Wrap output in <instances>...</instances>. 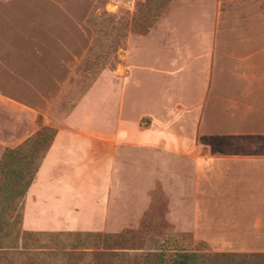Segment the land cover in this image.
Masks as SVG:
<instances>
[{
    "label": "crops",
    "instance_id": "obj_1",
    "mask_svg": "<svg viewBox=\"0 0 264 264\" xmlns=\"http://www.w3.org/2000/svg\"><path fill=\"white\" fill-rule=\"evenodd\" d=\"M195 5L187 14L201 27L210 18L209 31L190 35L197 49L180 43L179 32L171 55L165 36L174 31L162 19L161 30L123 51L114 71H103L49 129L37 125L39 109L0 96L3 129L15 116L24 125L11 149L40 153L19 204L24 232L90 233L110 242L148 211H162L175 229L207 238L199 211L230 210L242 211L241 234L231 238H256L264 248V0ZM153 36L156 50L148 47ZM105 72L113 80L107 94Z\"/></svg>",
    "mask_w": 264,
    "mask_h": 264
},
{
    "label": "rangeland",
    "instance_id": "obj_2",
    "mask_svg": "<svg viewBox=\"0 0 264 264\" xmlns=\"http://www.w3.org/2000/svg\"><path fill=\"white\" fill-rule=\"evenodd\" d=\"M196 1L0 0V96L39 109L37 125L49 129L72 111L103 71H114L123 51L161 30L162 19H171L165 25L174 31L165 36L171 55L179 32L180 43L197 49L190 35L209 31L210 18L201 27L204 21L196 22L187 14L194 11ZM184 13L191 18L186 31L178 18ZM217 22L219 31L227 30L223 18ZM235 28L241 30L240 24ZM154 36L148 47L156 50ZM112 82L105 72L100 84L104 93L113 90ZM94 97H98L96 90ZM3 119L0 106V161L5 150L17 147L24 128L15 116L3 129ZM50 135L47 132V140ZM199 212L198 228L206 231L208 239L190 229H175L163 220L162 211H148L138 225L123 229L114 240L102 245L92 238L94 246L84 250L76 246L79 239L69 236L79 232H24L20 205L3 200L0 264H161L160 258L165 259L162 264H171L178 253L199 255L202 264H229L228 255L237 262L264 264V248L257 246L256 238L249 242L231 238L241 234L242 211ZM44 218L51 219L49 215Z\"/></svg>",
    "mask_w": 264,
    "mask_h": 264
},
{
    "label": "trees",
    "instance_id": "obj_3",
    "mask_svg": "<svg viewBox=\"0 0 264 264\" xmlns=\"http://www.w3.org/2000/svg\"><path fill=\"white\" fill-rule=\"evenodd\" d=\"M37 150L33 147H23L5 151L0 163V201H7L10 205H17V202L20 204L36 175L40 161ZM69 236L79 239L76 246H80L84 250H91V247L94 246L92 245L93 242L98 244H101V242L102 244L108 243V237H102L101 239L98 235L77 233L76 235L69 234ZM92 238L94 239L93 242L91 241ZM228 258L229 264H248L245 260L235 261L231 255H228ZM164 260L160 258L158 261L162 264ZM201 261V256L188 253H178L170 259L171 264H202Z\"/></svg>",
    "mask_w": 264,
    "mask_h": 264
}]
</instances>
